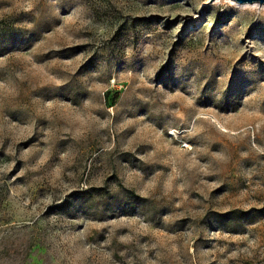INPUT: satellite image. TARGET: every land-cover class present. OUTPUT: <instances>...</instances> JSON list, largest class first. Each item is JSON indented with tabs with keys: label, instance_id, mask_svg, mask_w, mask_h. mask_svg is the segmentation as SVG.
<instances>
[{
	"label": "rangeland",
	"instance_id": "374dc122",
	"mask_svg": "<svg viewBox=\"0 0 264 264\" xmlns=\"http://www.w3.org/2000/svg\"><path fill=\"white\" fill-rule=\"evenodd\" d=\"M211 1L0 0V264H264V5Z\"/></svg>",
	"mask_w": 264,
	"mask_h": 264
},
{
	"label": "water",
	"instance_id": "95a60500",
	"mask_svg": "<svg viewBox=\"0 0 264 264\" xmlns=\"http://www.w3.org/2000/svg\"><path fill=\"white\" fill-rule=\"evenodd\" d=\"M233 1H235L238 4H241V5H243V4H255V3H258L260 5H264V0H233Z\"/></svg>",
	"mask_w": 264,
	"mask_h": 264
}]
</instances>
